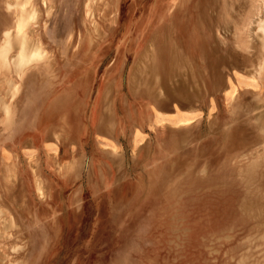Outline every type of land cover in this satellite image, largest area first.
<instances>
[{
	"label": "rangeland",
	"instance_id": "rangeland-1",
	"mask_svg": "<svg viewBox=\"0 0 264 264\" xmlns=\"http://www.w3.org/2000/svg\"><path fill=\"white\" fill-rule=\"evenodd\" d=\"M14 2L0 0V49L20 5L36 10L28 49L56 51L53 39L60 67L94 62L87 110L107 84L119 115L146 87L156 103L155 87L176 89L192 111L157 107L165 134L148 126L136 142L88 137L71 175L45 154L38 163L35 149L6 145L0 130V264H264V0ZM1 67L0 102L9 103L19 74ZM199 86L215 97L211 109L200 107Z\"/></svg>",
	"mask_w": 264,
	"mask_h": 264
},
{
	"label": "crops",
	"instance_id": "crops-1",
	"mask_svg": "<svg viewBox=\"0 0 264 264\" xmlns=\"http://www.w3.org/2000/svg\"><path fill=\"white\" fill-rule=\"evenodd\" d=\"M52 43L56 51L47 52L48 57L44 62L46 66L38 67L36 70L31 69L32 67L27 68L24 78L20 82L17 80L13 85L15 90L9 97L11 102L3 101L7 98H2L0 102V130L4 132L3 140L6 145L35 149L38 163H41L40 159L45 154L48 167L64 168L68 175L76 174L81 171L84 164V154L77 152L84 147L88 137L96 136L116 141L129 136L134 137L136 142L137 133L146 131L148 126L153 128L156 134L157 132L165 134L168 125L157 124L153 110L159 108L158 112L164 116L176 115L178 111H192L182 108L181 92H177L176 89L173 94H169L166 89L155 87L161 99L156 103L149 94L151 87L150 89L146 87L147 93L143 95L131 91L134 102L126 101L130 108L125 110L124 115H119L116 110L114 90L107 84L95 89L93 106L87 110L90 92L85 90L84 85L86 86L88 79L93 78L96 69L94 62H87L78 57L73 64L66 63L60 67L58 60H66L65 52L60 50L59 41L52 39ZM139 64L140 61L137 60L132 67V79L138 73ZM149 74L143 72V75L149 76ZM161 75H163L161 71L155 72L153 77L160 79ZM25 79L29 81L25 97H22L26 100L23 102L22 99L19 108L18 99L24 87L26 90V83L23 87ZM51 88L53 90L49 93L48 90ZM199 92L205 96L200 107L211 109L215 102L211 91L200 87ZM188 125L177 124L175 128ZM147 140L144 139L138 147L144 146ZM44 148L45 150L42 151ZM48 148L53 150L50 151ZM71 149L72 156H70ZM40 168L38 166L35 169L37 190H41L42 187L39 182Z\"/></svg>",
	"mask_w": 264,
	"mask_h": 264
},
{
	"label": "bare ground",
	"instance_id": "bare-ground-1",
	"mask_svg": "<svg viewBox=\"0 0 264 264\" xmlns=\"http://www.w3.org/2000/svg\"><path fill=\"white\" fill-rule=\"evenodd\" d=\"M16 1L17 0H15V2ZM45 3H46V1H45ZM8 4H10V3H8ZM11 4H13V2ZM24 4H26V0H25ZM28 4H30V3H28ZM20 7L21 8L23 7V8H22L20 15L18 16V19H17L18 25L16 28V33L14 34L13 31L10 33H7L5 44L0 49V62H2V64H0V67L2 65H4L8 69V67L11 64L15 65V67L17 68V73L19 74V77H20L19 79L21 81V79H23L25 76L27 68L32 67L31 69H37L38 67L46 66L44 64V62H46V60H47V57H48L47 52L48 51L42 50L40 48V46H37L35 49H28L27 41L29 40L28 39L29 36L27 35V33H24V28H25L27 20H29V18H32L31 20H33L34 18L37 17V11L36 10H30V11L26 10V9H24V6H21V5H20ZM29 7H30V5H29ZM15 8H17V7H15ZM30 9H31V7H30ZM262 37H264V36H262ZM15 42H17L19 44V47H20L19 53L15 56V58L12 57L14 60L11 61L10 53L12 52L11 50L13 49V45ZM5 67H3V70L6 69Z\"/></svg>",
	"mask_w": 264,
	"mask_h": 264
}]
</instances>
